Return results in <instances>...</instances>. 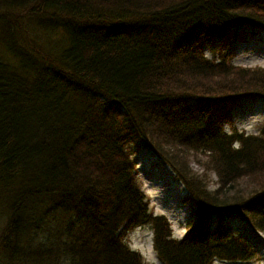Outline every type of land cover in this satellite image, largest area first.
<instances>
[{
	"label": "trees",
	"instance_id": "trees-1",
	"mask_svg": "<svg viewBox=\"0 0 264 264\" xmlns=\"http://www.w3.org/2000/svg\"><path fill=\"white\" fill-rule=\"evenodd\" d=\"M18 8L35 34L60 37L36 61L8 39L11 27L0 33V186L19 177L2 260L144 264L123 240L144 225L163 264L250 260L245 239L204 228L213 214L239 215L264 233V132L216 126L227 101L264 98V68L208 60L201 44L244 25L264 29V0H0L4 16ZM138 145L187 193L198 223L181 241L134 185L129 149ZM190 157L204 159L202 174ZM207 170L219 182L212 192ZM244 178L254 179L246 194L235 185Z\"/></svg>",
	"mask_w": 264,
	"mask_h": 264
},
{
	"label": "rangeland",
	"instance_id": "rangeland-1",
	"mask_svg": "<svg viewBox=\"0 0 264 264\" xmlns=\"http://www.w3.org/2000/svg\"><path fill=\"white\" fill-rule=\"evenodd\" d=\"M6 10V9H5ZM0 10V33L6 36L9 30L13 36L8 39L22 51L29 52L33 60H42V56L47 57L50 50L44 47L48 40H57L60 37L58 32L52 33L51 37L46 35L41 37L35 34L28 25V17L24 16L26 8L11 9L13 17L4 16L10 12ZM243 41L235 44H229L224 37L204 41L201 44V53L206 59L215 61L227 56L230 64L255 68L264 67V30L252 28L244 25L241 27ZM9 35V34H8ZM31 36V39L29 38ZM46 38V39H44ZM46 40V41H43ZM42 42H44L42 44ZM33 47V48H32ZM6 52L0 43V57L4 58ZM234 111L225 120L230 119L228 128L232 131L233 126L243 131L245 134L257 135L264 129V100L258 97H242L235 103ZM237 146V143L234 144ZM132 153L131 159L135 164L133 173L134 185L144 194L147 201V207L153 206V216H164L171 229V237L176 241H181L186 234L193 233L197 228V220L193 218V210L185 202L187 193L183 185L178 182L171 169L160 160H158L144 146H133L129 149ZM197 159L204 162V159ZM196 157L189 158V168L196 174H202L205 167L203 163L198 162ZM207 190L214 191L219 187L218 178L211 170H207ZM11 179V187L5 190L0 186V231L5 225L7 219V203L11 201L12 193L17 189L18 179ZM256 179V178H255ZM254 179H239L235 184L237 190L242 193H248L251 187L249 183ZM257 180V179H256ZM13 181V182H12ZM158 189L156 196L152 193ZM11 197V198H10ZM164 197L161 201L160 198ZM146 202V200H145ZM151 215V214H150ZM190 224V225H189ZM217 226H222L229 235L241 236L245 239L254 252V256L248 262H229L219 259L213 260V264H264V233L251 229L245 222L237 216H231L219 220L215 215L209 220V230L213 231ZM129 248L138 252L144 264H163L159 261L153 249L152 231L148 225L137 227L126 234L123 238ZM4 255L0 252V264H6L3 261Z\"/></svg>",
	"mask_w": 264,
	"mask_h": 264
},
{
	"label": "bare ground",
	"instance_id": "bare-ground-1",
	"mask_svg": "<svg viewBox=\"0 0 264 264\" xmlns=\"http://www.w3.org/2000/svg\"><path fill=\"white\" fill-rule=\"evenodd\" d=\"M138 146H141V145H138ZM149 150V149H148ZM150 151V150H149ZM150 153L151 154H153L158 160H160L162 163H164L161 159H159L153 152H151L150 151ZM164 164H166V163H164ZM167 165V164H166ZM168 166V165H167ZM169 167V166H168ZM176 178V177H175ZM177 180V179H176ZM178 181V180H177ZM179 182V181H178ZM156 193H158V189L157 188H155V192L154 193H152L153 195H155L156 196ZM164 199V197H162V198H160V200L162 201ZM164 217V216H163Z\"/></svg>",
	"mask_w": 264,
	"mask_h": 264
}]
</instances>
